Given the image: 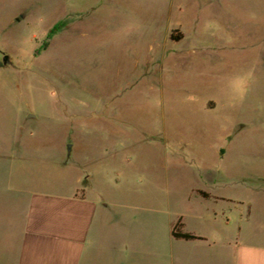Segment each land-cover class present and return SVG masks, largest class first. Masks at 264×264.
<instances>
[{
	"label": "rangeland",
	"instance_id": "374dc122",
	"mask_svg": "<svg viewBox=\"0 0 264 264\" xmlns=\"http://www.w3.org/2000/svg\"><path fill=\"white\" fill-rule=\"evenodd\" d=\"M85 171L127 264L179 216L264 243V0H0V264Z\"/></svg>",
	"mask_w": 264,
	"mask_h": 264
},
{
	"label": "crops",
	"instance_id": "0c3cea01",
	"mask_svg": "<svg viewBox=\"0 0 264 264\" xmlns=\"http://www.w3.org/2000/svg\"><path fill=\"white\" fill-rule=\"evenodd\" d=\"M100 196L86 171L66 194H32L14 264H127L133 241L102 236V227L109 224ZM175 222L169 226L168 238L141 240L142 264H264V243L249 242L240 228L230 240L182 227L183 232L200 237L185 240L171 235Z\"/></svg>",
	"mask_w": 264,
	"mask_h": 264
},
{
	"label": "trees",
	"instance_id": "16d2710c",
	"mask_svg": "<svg viewBox=\"0 0 264 264\" xmlns=\"http://www.w3.org/2000/svg\"><path fill=\"white\" fill-rule=\"evenodd\" d=\"M173 40L176 39V40H179L181 37L180 35L174 37L172 36ZM200 196H202L203 198H208L209 197V194L208 193H205L203 191H198L197 192ZM183 227V224L181 222V217H179L177 219V221L175 222V224L173 225V228L171 230V235L176 238V239H185V240H194V239H200V237H197L193 234H190V233H186V232H183L181 229Z\"/></svg>",
	"mask_w": 264,
	"mask_h": 264
},
{
	"label": "water",
	"instance_id": "95a60500",
	"mask_svg": "<svg viewBox=\"0 0 264 264\" xmlns=\"http://www.w3.org/2000/svg\"><path fill=\"white\" fill-rule=\"evenodd\" d=\"M7 61V57H4V62H6ZM68 151H69V147H68Z\"/></svg>",
	"mask_w": 264,
	"mask_h": 264
}]
</instances>
